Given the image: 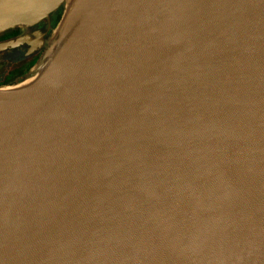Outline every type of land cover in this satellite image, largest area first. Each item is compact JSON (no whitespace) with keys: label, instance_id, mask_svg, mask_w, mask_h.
I'll return each mask as SVG.
<instances>
[{"label":"water","instance_id":"water-1","mask_svg":"<svg viewBox=\"0 0 264 264\" xmlns=\"http://www.w3.org/2000/svg\"><path fill=\"white\" fill-rule=\"evenodd\" d=\"M86 1L0 0L64 8L0 88V264H264V0H94L46 67Z\"/></svg>","mask_w":264,"mask_h":264},{"label":"flooded vegetation","instance_id":"flooded-vegetation-1","mask_svg":"<svg viewBox=\"0 0 264 264\" xmlns=\"http://www.w3.org/2000/svg\"><path fill=\"white\" fill-rule=\"evenodd\" d=\"M62 11V7H60L50 15L49 19H44L35 25H21L0 32V41L25 39L23 43L15 48L0 52L1 63L3 62L4 66H6L7 75H12L14 72L18 73L19 76L27 74L28 71L24 72V69L29 70L43 53L44 44L42 45L41 41L47 39L52 33L61 18ZM11 65L12 67L7 69ZM21 68H24L22 69L23 71L20 70ZM7 77L5 75L0 78V85L7 83Z\"/></svg>","mask_w":264,"mask_h":264},{"label":"bare ground","instance_id":"bare-ground-1","mask_svg":"<svg viewBox=\"0 0 264 264\" xmlns=\"http://www.w3.org/2000/svg\"><path fill=\"white\" fill-rule=\"evenodd\" d=\"M72 3H73V0H68L67 10L70 9ZM93 5H94V0H87L86 2H84L81 5L80 10H79V13H78L76 19L72 22V24L70 25V27L67 29V31L65 32V34L62 36L61 41L58 43V45L56 46V48L54 49V51L51 53V55L49 57L50 58L49 59V62L46 65V67L54 60V58L56 57V55L60 52V50L68 42V40L71 38V36L73 35V33L78 28V26L82 23V21L84 20V18L88 14V12L91 10V8H92ZM37 76L38 75H36V76L34 75L33 77H30V78L26 79L25 81H23V82H21V83H19L17 85L9 86V87H4L2 89L3 90H9V91H15V90L23 89L26 86L30 85Z\"/></svg>","mask_w":264,"mask_h":264},{"label":"rangeland","instance_id":"rangeland-1","mask_svg":"<svg viewBox=\"0 0 264 264\" xmlns=\"http://www.w3.org/2000/svg\"><path fill=\"white\" fill-rule=\"evenodd\" d=\"M62 10L64 11V8L62 7ZM63 11H62V13H63ZM1 34V33H0ZM51 35V34H50ZM50 35H49V37H50ZM48 37V38H49ZM48 38L47 39H45L44 40V46H43V53H44V51H45V49H46V47H47V45H48ZM14 40V39H13ZM3 42H6L5 40H2ZM2 41H0V44L1 43H3ZM9 41V40H8ZM38 45V44H37ZM43 53L41 54V56L39 57V59L36 61V63H34L32 66H31V68L29 69V70H27V69H24V68H21L20 70L21 71H23L22 69H24V72H26V71H28L27 72V74L25 73L24 75L22 74V75H20L19 76V74L18 73H16V72H14L12 75H7L6 74V66H4V64H3V62L1 63V60H2V58H0V78L2 77V76H8L7 78H6V81H7V83L6 84H4V85H0V88H4V87H9V86H14V85H17V84H19V83H21L22 81H24L25 79H27V78H29V77H31V75L33 74V71L32 70H34V68L36 67V65L39 63V61L41 60V58H42V55H43ZM12 67V65L11 66H9L7 69H10ZM13 69V68H12Z\"/></svg>","mask_w":264,"mask_h":264}]
</instances>
